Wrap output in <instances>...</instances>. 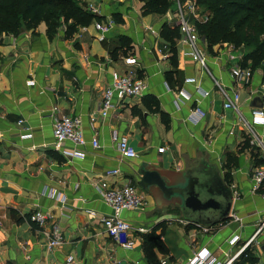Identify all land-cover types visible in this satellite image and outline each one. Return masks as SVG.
<instances>
[{"label":"crops","instance_id":"obj_1","mask_svg":"<svg viewBox=\"0 0 264 264\" xmlns=\"http://www.w3.org/2000/svg\"><path fill=\"white\" fill-rule=\"evenodd\" d=\"M83 2L97 8L98 23L113 22L103 41L96 20L69 40L63 38V30L49 40L44 24L34 32L3 35L0 40V264H67L68 258L73 264H150L142 250V235L129 234L133 246L125 248L106 234L100 221L113 212L96 187L122 186L129 179L137 182L136 171L142 163L181 172L206 161L216 164L223 175L227 154L236 156L244 140L250 139L243 120L264 142V127L253 124L251 107L254 98L264 96L261 71L253 73L247 84L231 76L233 65L244 54L242 49L231 45L206 49L204 69L186 58L184 46L177 42V66L173 68L169 45L159 35L161 26L170 21L169 13L142 16L139 0ZM127 58L136 61L127 64ZM175 70L178 74L168 76L169 85L167 73ZM127 73L145 81L143 97L158 101L160 111L168 116L166 123L148 111L143 97L116 104L102 118L103 92L115 76ZM188 79L193 81L188 83ZM180 90L187 98H181L177 108L174 102ZM234 92L239 95L237 111L224 110V94ZM196 106L206 114L198 122L191 118ZM63 116L80 118L85 146L54 148L53 126ZM27 134L31 137L22 138ZM113 134L125 138L138 159L123 160ZM93 139L98 149L92 147ZM160 148L163 153L158 152ZM254 150L261 158V152ZM74 151L83 158L63 153ZM236 161L230 187L238 194L232 212L239 223L230 219L204 234L193 225L180 224L177 208L158 210L153 198L140 188L147 209L124 212L121 218L134 229L146 228L147 233L164 222L162 240L169 253L155 251L159 262L185 263L203 251L224 261L236 255L264 221V199L251 191L255 161L248 151ZM242 165L247 168L241 169ZM114 169L120 174L107 177L106 172ZM49 191L54 197L47 195ZM58 196L64 197L65 204ZM36 212L47 216L42 228L29 221ZM54 224L59 226L61 244L49 249L44 232ZM235 235L240 241L232 247L229 241ZM262 239L261 233L251 245L259 264H264Z\"/></svg>","mask_w":264,"mask_h":264},{"label":"trees","instance_id":"obj_2","mask_svg":"<svg viewBox=\"0 0 264 264\" xmlns=\"http://www.w3.org/2000/svg\"><path fill=\"white\" fill-rule=\"evenodd\" d=\"M139 1L142 3V16H164L178 2L183 4L187 0ZM191 1L206 17V20L197 18L193 23L207 51L224 44L231 45L235 49H242L243 46L249 48L243 54L240 66L249 68L252 75L260 70L264 85V0ZM87 7L83 0H0V40L3 35L16 36L22 32H34L41 24L45 25V34L49 40L56 37L61 29H63V38L69 40L80 28L88 27L95 20L101 21V18L91 14ZM159 35L169 45V61L171 66L176 68L179 27L175 23L165 22L160 28ZM127 50L129 48L124 51V56L127 55ZM112 57L116 56L112 54ZM174 74H178L177 70L167 73V84L170 82L168 76ZM142 101L149 112L159 114L161 121L166 123L168 116L160 111L158 101L154 97L145 96ZM262 103L264 107V96ZM245 151L250 152L252 160L255 161L253 167L264 165V160L258 158V153L246 138L243 145L237 149L236 156L231 154L226 156L223 178L229 186L232 183L231 172L237 167L236 159ZM260 193L264 194V190ZM165 231L166 226L161 222L141 236L142 250L150 264H159L155 251L161 255L169 253L162 240ZM234 264H259L254 248L248 247L238 256Z\"/></svg>","mask_w":264,"mask_h":264},{"label":"built area","instance_id":"obj_3","mask_svg":"<svg viewBox=\"0 0 264 264\" xmlns=\"http://www.w3.org/2000/svg\"><path fill=\"white\" fill-rule=\"evenodd\" d=\"M182 4L179 2L177 6L179 8ZM186 5V6H185ZM88 11L96 15L98 10L93 5H88ZM182 8V7H181ZM181 8L177 13L178 20L175 24L179 27L180 31V42L184 46L183 55L190 59L192 62L199 64L202 68L206 69V60H207V53H206V46L204 41H202L201 37L199 36L197 29L193 22L188 19V15H186ZM191 9H198L195 3L191 0H187L184 3V7L182 8ZM201 20H206V17H200ZM113 22L110 21L109 23L102 25L100 23H95L96 29L100 32L99 40L103 41L105 39V35L111 30ZM228 44H224L227 46ZM239 61L233 65L231 69V76L234 80L238 83L247 84L252 74L249 68H242L240 66L241 58ZM232 59V58H231ZM135 58H127V64H134ZM192 79H188L186 82H192ZM33 82H29V86H32ZM147 91V85L143 79L137 78L132 73H127L125 75H118L115 76L110 87H108L102 94L101 105L99 108L100 115L102 118H106L109 113L114 109L116 104L122 103L126 99L132 98H142ZM203 97L207 96V93H203L202 91H197ZM224 92V91H223ZM225 101L223 104L224 110H233L237 111V103L239 101L238 93L234 92L231 96H228L226 93L224 94ZM187 98L186 92L180 90L175 100V105L178 108L180 105L181 98ZM205 112H203L198 106L194 108L191 113V118L193 121L198 122L202 118L205 117ZM253 124L259 125L264 127V109L254 108L253 113ZM21 123V122H19ZM244 125L247 127V132L250 134L249 144L253 149H257L261 152V158L264 160V142L260 138V136L250 127V125L243 120ZM31 135L27 134L24 135L22 138H30ZM53 138H54V148L58 150L65 144H70L73 148H81L85 146L86 142L84 139V135L81 129V120L78 116L73 117H66L63 116L57 119L53 126ZM112 141L114 142L116 149L123 160H136L138 159L139 155L131 147L128 141L125 138L119 137L118 134H113ZM91 145L94 149L99 148V143L96 139L91 141ZM164 149L160 148L158 150L159 153H163ZM67 156L72 158H83V155L77 151L74 152H63ZM119 170L114 169L106 172L107 177H114L119 175ZM251 181H252V193L259 194L264 199V194L260 193L264 190V165L253 167L251 171ZM233 192V199H238V194L235 190L231 187ZM96 190L104 203L108 205L113 214L109 217H104L101 219V225L105 230L106 234L120 243L121 246L125 248H132L133 241L129 240V234L136 232L140 235H144L147 233L146 228L137 227L133 228L128 222L121 218L122 213L124 212H140L147 209V201L145 196L139 191L138 187L135 184V181L129 179L126 183L122 186H111L109 188L106 187L105 184L101 186H97ZM48 196L54 197V193L49 191ZM57 200L63 205L65 204V199L63 196H58ZM47 216L41 212H36L32 214L29 218V221L33 224L38 225L39 227H44L46 224ZM234 221L235 223H239V217L234 214V212L230 213L229 220ZM179 223L183 225H193L200 229V231L204 234H208L211 229L213 228H205L196 226L188 221L184 220L183 218L179 219ZM264 234V221H262L259 225L257 230L255 231L254 235L246 241L238 253L230 258H227L224 261L217 260L213 254L208 253L206 251L200 252L198 254H194L190 259H188L185 263H178V264H234V261L238 258V256L244 252L248 247L252 245L254 239L259 234ZM45 237L48 239V247L49 249L56 248L61 244V236L58 224H54L51 226L50 230L44 232ZM239 237L233 236L229 244L232 247L238 246ZM67 264H73L71 258L67 259ZM159 264H168V261L161 260Z\"/></svg>","mask_w":264,"mask_h":264},{"label":"water","instance_id":"obj_4","mask_svg":"<svg viewBox=\"0 0 264 264\" xmlns=\"http://www.w3.org/2000/svg\"><path fill=\"white\" fill-rule=\"evenodd\" d=\"M251 107L261 109V98H254ZM136 175L137 185L153 198L158 210L177 208L184 220L205 228L230 218L233 192L216 164L201 161L177 172L142 163Z\"/></svg>","mask_w":264,"mask_h":264},{"label":"rangeland","instance_id":"obj_5","mask_svg":"<svg viewBox=\"0 0 264 264\" xmlns=\"http://www.w3.org/2000/svg\"><path fill=\"white\" fill-rule=\"evenodd\" d=\"M184 4V3H183ZM181 5V7L183 8L184 7V5ZM90 5V4H89ZM186 6V5H185ZM180 7V8H181ZM179 6H173V8H172V10L169 12V18H170V21L169 22H171V23H175V22H177V20H178V16H177V13L179 12ZM181 8V10L186 14V15H188V19L191 21V22H193L195 19H197V18H200V17H204V15H203V13H202V10L200 9V8H196V9H191V10H189V9H187V8H185L186 10L184 11L183 9ZM242 50H243V52L244 53H246V51L247 50H249V48H246L245 46H243V48H242ZM241 169H246L247 168V166L246 165H242L241 167H240ZM135 184H136V186L138 187V185H137V182H135ZM138 189H139V187H138ZM262 242H264V239H262Z\"/></svg>","mask_w":264,"mask_h":264}]
</instances>
